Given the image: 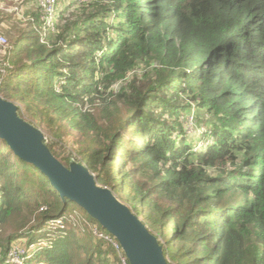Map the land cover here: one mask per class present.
I'll return each instance as SVG.
<instances>
[{
    "label": "trees",
    "instance_id": "trees-1",
    "mask_svg": "<svg viewBox=\"0 0 264 264\" xmlns=\"http://www.w3.org/2000/svg\"><path fill=\"white\" fill-rule=\"evenodd\" d=\"M30 7L24 16L38 23ZM67 8L45 42L28 28L18 34L0 97L22 119L32 111L39 122L24 120L37 129L45 122L51 153L84 164L141 219L168 264H264V0H91L76 16ZM87 102L97 105L83 110ZM192 110L199 124L210 114L198 138L183 126ZM73 123L87 144L68 147L61 128ZM69 201L34 165L0 152V227L12 231L0 264L15 240L32 243L68 214ZM82 227L32 260L121 264L122 251Z\"/></svg>",
    "mask_w": 264,
    "mask_h": 264
},
{
    "label": "water",
    "instance_id": "water-1",
    "mask_svg": "<svg viewBox=\"0 0 264 264\" xmlns=\"http://www.w3.org/2000/svg\"><path fill=\"white\" fill-rule=\"evenodd\" d=\"M0 139L16 156L38 168L62 200L76 203L111 234L129 264H168L141 219L109 188L99 186L84 164L60 162L47 147L43 132L19 117L16 104L2 97Z\"/></svg>",
    "mask_w": 264,
    "mask_h": 264
},
{
    "label": "rangeland",
    "instance_id": "rangeland-1",
    "mask_svg": "<svg viewBox=\"0 0 264 264\" xmlns=\"http://www.w3.org/2000/svg\"><path fill=\"white\" fill-rule=\"evenodd\" d=\"M89 1H91V0H81V1L61 0L60 4H59V1L56 0L54 7H55V10H57V12H59L60 8L64 9L65 6L68 4L69 9L67 8V10H66L67 14H69V12H72L74 14V16H76L77 14H80V10L75 9L78 6V4L87 3ZM39 3H40L39 0H0V19L2 17H4V19H5V21H3V20L0 21V32L3 34V36L5 37V40H6L5 45L0 47V62H2L5 54L7 53L8 49L11 47V44L13 43V41H15L17 37H19L18 34L22 31L24 32V30H26L27 28L31 31L32 35H34V33L36 32V34L38 36L42 35V37H44L45 32L39 33L37 31L38 26L35 24L36 21L34 22L35 17L34 16L31 17V15L24 16V10L26 9V7L31 5V7H30L31 12L38 13V16L41 17L40 16L41 11L38 9V7H40ZM37 9H38V11H37ZM5 14L12 15L11 19L5 18L6 17ZM13 16H15V18H14L15 20H13V18H12ZM16 43L20 45V42H16ZM154 66H156V65L153 64V65L148 66L145 63L141 65V67H144L147 70H150L149 67H154ZM120 85H121L120 83L115 84L110 88V90L112 92L116 93L118 88L120 87ZM110 90L107 92H110ZM17 103H19V102H17ZM96 105H97V103L91 104L90 102H87L82 109L83 110H89L91 108H95ZM194 110H196V109H194ZM23 111H24V115H22V117L26 121L32 122L33 124L39 122L38 118H32L31 117L32 111H30V112H27L26 110H23ZM196 115L197 114L194 113L193 110L190 111V117H188L183 122V126L185 125V122H186L187 131H191L192 133L200 127L202 128L203 126H207L206 122L210 116V114H208V113L206 114V116H200L202 123L199 124L197 119H196ZM95 117L97 119H100L101 113L99 111H96ZM40 128H41V130H43V134H44L45 141H46L47 140L46 137L50 136V131H49L50 128L49 129L47 128V125L45 124V122H42ZM73 128H74V123L72 124V126L67 124L61 128V131L63 133H67L63 137L68 140L66 142L68 143V147H71V148L77 147L78 144L80 143V140L82 139V137H84V135L81 136L79 134V132ZM200 133L201 132H198L195 134L193 133V136H191V137L198 138V137H200L199 136ZM190 135H191V133H190ZM74 141H77L75 143V145L73 144ZM84 141H85V144L88 143V140L85 137H84ZM194 144L196 146V149L200 146V144L198 145L196 142ZM56 150L59 151L60 148H56ZM5 151H8V148L0 145V152H5ZM11 155H12V157H14L13 154H11ZM73 210H75L79 214V216H82L83 212L81 211V208L76 203L69 201V207L66 209L65 213H69ZM64 217H65V219L71 220L77 234H79V235L85 234L83 227L77 223L78 218H76L75 216L71 217L70 215H65ZM6 227L7 226L0 227V250H1V246L4 244L5 240L7 239L8 235H10V232H12L11 230L8 229L9 227H7V228ZM26 229L23 231V233L26 231ZM41 229H44V227L40 228V230ZM43 237H44V234H39V233L35 234L36 240L34 242L40 240ZM44 242H46V240H44ZM38 245H41V243L34 244L33 246H38ZM27 247H28V242H27L26 237L23 236V237H21V239L15 240L13 242V245L11 246V251L8 253V255H6L5 263L6 264H23L24 263L23 258L16 256L15 253H17V252H15V251L17 249H22V248L25 249ZM31 248H29L28 251ZM9 254H11V256ZM35 261L38 262L39 264L41 263V261H39V259H35L31 263H34Z\"/></svg>",
    "mask_w": 264,
    "mask_h": 264
},
{
    "label": "built area",
    "instance_id": "built-area-1",
    "mask_svg": "<svg viewBox=\"0 0 264 264\" xmlns=\"http://www.w3.org/2000/svg\"><path fill=\"white\" fill-rule=\"evenodd\" d=\"M39 6L38 9L41 11V17H39V22L35 23L38 26L37 31L40 32H45L44 33V37L38 36L40 42H45L47 34L51 31L55 30V26H56V12L57 10H55V3L56 0H39ZM77 1H81V0H77ZM35 22V20H34ZM5 37L3 36V34L0 32V47L5 45ZM11 67L9 65V63L7 62V60L3 59L2 62H0V83L3 79V77L8 73L7 72V68ZM66 215H70L71 217L75 216L76 218H78L79 214L74 210ZM63 216H59L56 218H52L49 221H47L46 225L44 226V229H42V232H44V237L41 238L40 240L36 241V242H32V243H28V247L25 249H17L15 252V255L23 258V264H39L38 262H34L31 263L32 257L35 254V252L37 250L42 249L43 247L47 246L52 240H54L57 237H60L61 235L65 234V229H69L71 228V226L74 229L73 223L71 222V220L65 219ZM81 222V223H80ZM78 224L85 225L88 230H90L91 234L97 238V239H101L104 241H107L108 243H111L114 248L119 252L122 251L120 248V245L118 244V242L116 241V239L109 233H107L106 231H104V229H102L99 224H91L89 222H87L85 219H83L81 221V218H78L77 221ZM75 230V229H74ZM114 238V239H113ZM44 240H46V242H44ZM41 243V245L38 246H33L34 244H38ZM13 244H11L12 246ZM11 246L7 252L8 253L11 251ZM33 246V247H32ZM32 247V248H31ZM31 248L29 251L28 249ZM123 253V252H122ZM11 256V254H9ZM6 260V257H5ZM35 260V259H34ZM126 257L124 256H120V263L121 264H127L126 261ZM40 264H47L44 262H41Z\"/></svg>",
    "mask_w": 264,
    "mask_h": 264
}]
</instances>
